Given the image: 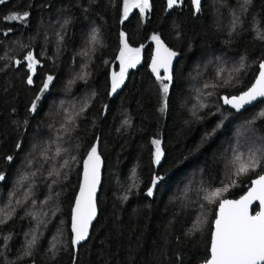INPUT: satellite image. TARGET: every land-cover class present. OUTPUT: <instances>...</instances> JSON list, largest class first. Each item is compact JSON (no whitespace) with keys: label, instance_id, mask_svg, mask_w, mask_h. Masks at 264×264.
Instances as JSON below:
<instances>
[{"label":"trees","instance_id":"16d2710c","mask_svg":"<svg viewBox=\"0 0 264 264\" xmlns=\"http://www.w3.org/2000/svg\"><path fill=\"white\" fill-rule=\"evenodd\" d=\"M149 3L126 19L124 0H9L0 6V219L7 220L0 224V264H200L209 258L219 202L240 196L264 173L255 168L237 176L238 165L229 164L234 147L247 160L253 140L264 137V118H258L264 99L239 113L220 99L244 91L264 59V0H251L247 11L243 0H204L199 11L190 0L171 11L166 0ZM25 12V19L8 18ZM122 32L131 48L143 46L141 63L111 93ZM153 35L178 53L164 111L159 81L148 69ZM29 51L40 61L34 73L23 59ZM242 56L246 67L233 73L232 86L204 87L229 79ZM49 75L54 79L32 112ZM78 112L65 132L66 118ZM153 140L161 141L159 164ZM93 144L104 162L98 218L75 253L72 209ZM156 176L163 179L149 196ZM203 188H220L221 195L209 203ZM13 209L8 219L5 212ZM202 214V231L188 235ZM33 234L38 240L28 256Z\"/></svg>","mask_w":264,"mask_h":264},{"label":"snow or ice","instance_id":"6c2138e0","mask_svg":"<svg viewBox=\"0 0 264 264\" xmlns=\"http://www.w3.org/2000/svg\"><path fill=\"white\" fill-rule=\"evenodd\" d=\"M5 0H0V4H3ZM180 0H167V6L172 8ZM196 10H200L201 0H193ZM251 3V0H243L240 7L243 11H247V5ZM129 0H124V17L128 16L129 12ZM133 7H138L141 12L151 7L149 0H133ZM28 16L25 12L23 16L19 14H13L9 19L22 20ZM239 17H235L232 25V30L235 31ZM67 23V21H65ZM122 47L119 49V56L117 59L120 61L119 73L113 72L111 76V93H115L118 88L123 85L127 69L135 67L139 62L141 48H131L128 44L127 36L125 33H121ZM259 38L264 40V35H260ZM62 40L63 37H60ZM152 40L156 42V56L152 60V72L155 74L156 79L159 81L160 89L163 96V107L161 111H164L167 107V98L172 85L173 70L172 61L178 55L177 52L169 48L159 35H153ZM89 43L94 48L98 43V33L95 31L90 37ZM85 55L88 53L85 52ZM26 60L27 67L34 73L36 65L40 61L35 57L33 52L29 51L23 58ZM245 57L240 58L239 66L233 68L227 72L229 79H221L216 84H204L205 88H220L226 86H232L233 79L238 80V75L233 76V73L239 74L245 67ZM23 61L17 59L15 63L21 64ZM160 69L164 70L165 75H160ZM225 70L221 69L217 75L223 76ZM54 77L49 75L43 82L40 88L39 94L31 104V111L37 110V102L40 101L44 93L48 90L49 85L52 83ZM80 79H84L83 76ZM28 84L33 83L31 76L27 79ZM71 83V81H70ZM208 95H212L211 92ZM258 98H264V60L259 63V72L255 76L254 82L247 87L246 90L241 91L239 95H223L220 97L223 103L230 105L232 108L239 111L244 108L245 105L251 104ZM207 105L201 104L200 107H206ZM81 108V112H83ZM195 114V113H194ZM80 115L76 113L75 116H68L66 123L62 125L65 132H69V125H71L75 119ZM258 118H264V111L258 114ZM127 124L128 121H125ZM252 123V122H249ZM219 127V125H218ZM215 131V129L213 130ZM153 144L156 147L155 163L159 164L163 156V150L161 148L160 140H153ZM19 148L20 145L17 144ZM61 149H56L57 154L61 153ZM63 151H67L64 149ZM247 157L245 160V153L239 151V145L232 149V159L229 161L231 165H238L236 175L247 174L250 170L260 168L264 171V137L253 140L252 145L247 149ZM11 160L12 157H7ZM73 159H75L73 157ZM65 167L68 165V161H65ZM102 165V159L98 152L97 144H93L90 150L86 154V159L83 160V176L82 183L79 185V194L75 197L73 214L71 217V230L74 233L72 243L79 245L89 235V229L92 221L97 215L96 206V193L100 185V169ZM34 175V174H33ZM52 175V172H49ZM59 176L60 173L56 172ZM257 179L252 182V187L246 195L242 196L239 200L224 199L219 203L218 215L214 220V231L211 237V258L205 261V264H264V174H257ZM4 179L3 173H0V180ZM27 179V177H25ZM163 177L156 176L151 180V187L148 188L147 194L151 196L158 182ZM56 181H53L55 183ZM202 191L208 193L204 196V199L209 203L213 202L215 198L221 195V189L216 188L214 191L209 192L208 188H203ZM254 201H259L260 210L251 214L250 208ZM19 203V201H17ZM203 207V205H201ZM2 211V210H0ZM14 209L10 212H5V216L10 219L14 213ZM6 219H0V224L6 223ZM205 219L202 217L197 218L196 223L191 229H189L188 235H193L196 231H202ZM27 239V234H25ZM38 237L33 234L30 240H27V250L25 255L31 256V249L37 244Z\"/></svg>","mask_w":264,"mask_h":264},{"label":"water","instance_id":"95a60500","mask_svg":"<svg viewBox=\"0 0 264 264\" xmlns=\"http://www.w3.org/2000/svg\"><path fill=\"white\" fill-rule=\"evenodd\" d=\"M9 0H5V2L4 3H6V2H8ZM191 1V4H192V6H193V8H194V10L195 11H197L196 10V7H195V4L193 3V0H190ZM203 1L204 0H201V5H202V3H203ZM3 3V4H4ZM166 4H167V0H166ZM179 4V2L176 4V5H174L172 8H169L168 6H167V11H171L173 8H175L177 5ZM2 4H0V6H1ZM201 5H200V7H201ZM165 43V42H164ZM151 45H152V52H151V56H150V59H149V61H148V69H149V72L151 73V75H152V77H154V78H156V76H155V74L152 72V60H153V58L156 56V42L154 41V40H151ZM174 51V50H173ZM177 60H178V55L173 59V61H172V70H173V75H174V69H175V66H176V63H177ZM264 60V59H263ZM260 63V62H259ZM258 72H259V64H258V70H257V73H256V75H258ZM160 75L161 76H163V75H165V73H164V70L163 69H160ZM255 75V76H256ZM255 78V77H254ZM254 82V79H253V81H252V83ZM251 85V84H250ZM249 85V86H250ZM247 89V88H246ZM245 89V90H246ZM240 93H238V94H235V95H239ZM223 95H226V94H221L220 95V97L221 96H223ZM229 96H232V95H229ZM264 98H258L256 101H253L251 104H249V105H245V107L244 108H242V109H240L239 111H237L236 109H234V108H232L230 105H226V104H224L223 103V101H222V99H221V102H222V105L224 106V107H228L229 109H231V110H233L234 112H237V113H239V112H241V111H243L244 109H246L247 107H250V106H252V105H254L255 103H257L258 101H261V100H263ZM162 148V147H161ZM155 152H156V147L154 148V152H153V157H154V160H155ZM85 159H86V157H85ZM162 159H163V157L161 158V160H160V162L162 161ZM103 174H104V162H103V160H102V165H101V169H100V175H101V178H100V185H99V187H98V189H97V193H96V206H97V215H96V217H95V219L92 221V224H91V226H90V229H89V235H88V237L84 240V241H82L79 245H74L73 243H72V245H73V248H74V252L76 253L77 252V249H78V247L79 246H81L82 244H84L87 240H88V238H89V236H90V234H91V232H92V229H93V226H94V224H95V222H96V220H97V218H98V205H97V199H98V196H99V193H100V189H101V185H102V180H103ZM262 174H264V173H262ZM82 176H83V169H82V173H81V178H80V182H79V185L82 183ZM258 177L256 176V177H254L253 179H251V181H250V184H249V186L247 187V189L240 195V196H238V197H236V198H224V199H229V200H239L242 196H244V195H246L247 194V192L250 190V188L252 187V182L254 181V180H256ZM4 180V179H3ZM3 180H0V182H2ZM79 194V186H78V190H77V193H76V196ZM224 199H222V200H224ZM221 200V201H222ZM220 201V202H221ZM219 202V203H220ZM257 206V212L260 210V204H259V201H254L253 203H252V205H251V208H250V212H251V214H253V215H255V213H254V208ZM218 208H219V204L217 205V209H216V214H215V218H216V216L218 215ZM73 209H74V206H73ZM73 209H72V214H73ZM72 217V216H71ZM215 218H214V220H215ZM214 220H213V226H212V231H211V237H212V233H213V231H214ZM70 229H71V222H70ZM211 237H210V244H209V258L208 259H210L211 258V252H210V249H211ZM73 238H74V233L72 232V230H71V239L73 240ZM207 259V260H208ZM25 264H33V263H25ZM200 264H205V262H202V263H200Z\"/></svg>","mask_w":264,"mask_h":264},{"label":"rangeland","instance_id":"374dc122","mask_svg":"<svg viewBox=\"0 0 264 264\" xmlns=\"http://www.w3.org/2000/svg\"><path fill=\"white\" fill-rule=\"evenodd\" d=\"M132 3L133 2H131V3H129V12L133 9V8H135V7H133V6H131L132 5ZM139 9V8H138ZM147 10V9H146ZM134 49V48H133ZM141 55H142V49H141V52H140V57H139V62L135 65V67H137L140 63H141ZM211 61V59L210 58H207L206 59V61L203 63V69H205V67L207 66V64L209 63ZM117 62H118V68H117V71H115L116 73H119V71H120V61L119 60H117ZM202 65H200V66H198V67H196L195 68V70H194V74H193V77H196L197 75H199V73H200V70H199V68L201 67ZM135 67H131V68H128L127 70H129V69H133V68H135ZM114 72V71H113ZM112 76V75H111ZM192 79H194V78H192Z\"/></svg>","mask_w":264,"mask_h":264},{"label":"flooded vegetation","instance_id":"af4514ba","mask_svg":"<svg viewBox=\"0 0 264 264\" xmlns=\"http://www.w3.org/2000/svg\"><path fill=\"white\" fill-rule=\"evenodd\" d=\"M36 66H37V65H36ZM40 66H41V65H40ZM27 69L30 70L29 68H27ZM30 71H31V73H33L32 70H30Z\"/></svg>","mask_w":264,"mask_h":264}]
</instances>
